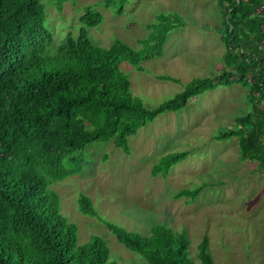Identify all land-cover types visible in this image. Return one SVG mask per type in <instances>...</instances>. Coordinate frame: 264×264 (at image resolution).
<instances>
[{
  "label": "trees",
  "instance_id": "1",
  "mask_svg": "<svg viewBox=\"0 0 264 264\" xmlns=\"http://www.w3.org/2000/svg\"><path fill=\"white\" fill-rule=\"evenodd\" d=\"M125 1L105 3L121 14ZM215 1L223 10V62L246 88L250 107L244 118L236 119L237 129H226L217 139L240 138L239 159H254L264 167V11L256 10L264 0ZM101 19L99 12L87 11L77 37L66 35L48 52L54 38L40 0H0V264H117L101 237L78 244L77 226L61 214L60 198L48 185L81 170L80 152L86 146L113 139L115 147L128 153V137L139 127L231 83L227 73L215 81L194 79L172 99L148 109L131 94L119 65L136 66L161 55L174 24L161 15L137 51L120 40L107 48L92 44L87 29ZM186 155L160 157L153 173H167ZM198 192L183 189L179 196L194 200ZM78 205L81 213L98 216L87 196L80 195ZM105 225L148 264H192L185 231L156 225L149 236H141L110 222ZM198 259L214 264L207 237L198 246Z\"/></svg>",
  "mask_w": 264,
  "mask_h": 264
},
{
  "label": "rangeland",
  "instance_id": "2",
  "mask_svg": "<svg viewBox=\"0 0 264 264\" xmlns=\"http://www.w3.org/2000/svg\"><path fill=\"white\" fill-rule=\"evenodd\" d=\"M40 2L54 38L48 52L66 35L77 37L87 11L102 16L96 27L87 29L92 44L107 48L120 40L137 51L150 33L148 27L159 24L161 15L169 18L175 28L167 34L161 55L136 66L119 65L131 94L148 109L172 99L194 79L215 81L227 73L231 81L139 127L128 137V153L115 147L113 139L86 146L80 152L81 170L48 185L60 198L61 214L77 226L78 244L96 235L106 241L110 259L117 264H148L120 244L105 222L141 236L163 225L186 232L192 264H200L198 246L204 237L214 264H264V167L254 159H239L240 138L217 139L250 112L246 88L223 62V10L217 2L126 0L121 14L105 0ZM171 152L187 155L167 173L154 174L160 157ZM198 188L194 200L179 196L183 189ZM80 195L91 200L97 217L80 212Z\"/></svg>",
  "mask_w": 264,
  "mask_h": 264
},
{
  "label": "built area",
  "instance_id": "3",
  "mask_svg": "<svg viewBox=\"0 0 264 264\" xmlns=\"http://www.w3.org/2000/svg\"><path fill=\"white\" fill-rule=\"evenodd\" d=\"M260 10H257V12H260V11H264V6H262L261 8H259Z\"/></svg>",
  "mask_w": 264,
  "mask_h": 264
}]
</instances>
